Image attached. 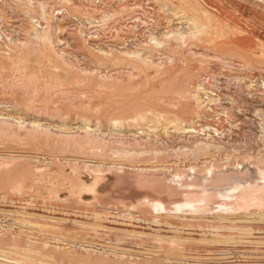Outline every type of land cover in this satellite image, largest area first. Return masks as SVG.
I'll list each match as a JSON object with an SVG mask.
<instances>
[{"label": "rangeland", "instance_id": "374dc122", "mask_svg": "<svg viewBox=\"0 0 264 264\" xmlns=\"http://www.w3.org/2000/svg\"><path fill=\"white\" fill-rule=\"evenodd\" d=\"M42 1L49 16L58 9L67 14L54 18L62 36L56 46L65 50L66 59L89 66L92 72L98 66L111 70L114 76L102 78L99 73L71 69L49 46H41L42 54L33 51L39 42L31 30L43 29L36 18L16 7V1L0 7V109L7 113L0 117L37 118L52 125L68 122L72 131L77 130L74 139L63 141L55 133L49 142L27 130L0 133V258L27 264H264V207L257 208L264 205V175L249 179L258 164L255 156L264 157V0ZM70 25L74 28L68 31ZM183 26L191 27L197 37L169 39L154 52L153 58L160 60L154 66L131 63L120 54L112 59L88 44L123 48L132 42L133 49L143 50L145 37ZM20 40L31 41L30 47ZM33 76L52 94L32 99L8 88L17 77L26 81ZM65 94L87 103L77 108ZM91 102L95 107L88 106ZM55 107L69 114H53ZM222 119L229 120L224 134L212 137L209 122ZM179 123L189 131H179ZM84 124L95 129L94 141L82 138L79 125ZM150 125L157 130L167 126L170 132L153 138L160 149L142 140L129 151L110 136L112 128L138 136ZM194 128L199 131L196 137ZM206 139L210 149L196 155L198 143ZM124 149L130 153L121 155ZM68 158L81 163H70ZM99 162L107 166L97 169ZM211 162L218 169H248L241 176L219 179L223 197L216 193L210 199L222 204L227 200L221 211L206 204L207 208L200 205L183 212L162 206L124 208V197L136 191L153 192L160 205L175 202L182 189L174 172L185 175L198 168L203 174ZM113 163L168 168L159 182L137 177L118 180L104 172ZM249 164L252 169L246 167ZM93 169L98 171L101 195L87 188L95 182ZM198 182H188L191 192L211 186ZM113 197L118 201L110 200ZM95 216L106 218L104 225Z\"/></svg>", "mask_w": 264, "mask_h": 264}, {"label": "bare ground", "instance_id": "6f19581e", "mask_svg": "<svg viewBox=\"0 0 264 264\" xmlns=\"http://www.w3.org/2000/svg\"><path fill=\"white\" fill-rule=\"evenodd\" d=\"M12 1H16V7H18L19 9L23 8V10L25 12H27V14L29 15V17H32L33 19L36 18V22H38L39 26L41 28H43L42 30H39V29H32L31 30V33L32 35H34L35 38H33L35 41L37 40V42L39 43H36L38 45V47H33V51H38L42 54V47L43 46H49L51 48V50L55 53V55L64 61V63L67 62V64L69 65V67L71 69H74L76 71H83L85 72L87 75H93L95 76V73H99L100 77L102 78H106V77H112L114 76L113 74H111V70H107V69H101V67H97L93 72L90 71L88 69V67H80L76 62H74L73 60H69V59H66L65 57V50L64 49H59L57 48L56 46V43L60 45V42L62 41L61 38V30H60V26L59 24H55V19H58L60 17H66L67 14L64 12V11H61L60 9H58V12L55 13V15H53V12L55 10H53V12L50 13V16L48 15L49 13H47V10L45 7L46 4L41 0L39 2H37V0H0V7H2V10L5 9V6H9V5H13V2ZM164 5V4H163ZM23 11V12H24ZM205 11V10H204ZM22 12V13H23ZM208 12V11H207ZM2 13V12H1ZM34 13H37L36 15ZM26 14V13H25ZM52 14V15H51ZM26 17V16H25ZM31 18V20H32ZM55 18V19H54ZM44 20L47 21V24L45 26L44 25ZM162 20V19H161ZM160 21V20H159ZM64 24V23H63ZM205 25V24H204ZM34 27V26H33ZM78 27V26H77ZM76 27V28H77ZM36 28V27H35ZM65 28V27H64ZM71 28H74L73 25H70L68 26V31L69 29ZM180 28V27H179ZM201 28V27H200ZM238 28V27H237ZM66 30V28H65ZM173 30V29H172ZM171 32H164V34L160 35V34H154L150 35V37H145L146 41H148L145 46H144V49L143 50H139V49H133L132 47V42H129L127 45V47H123V48H120L118 47V45L116 44H94L92 42H88V44L90 45V47H94V49L104 55V56H107L109 58L112 57L115 58L116 55L120 54L122 55L123 59H126L128 61H130L131 63H142V64H145L147 66H154L155 64H158L160 62H156V58H153V56L155 55L154 52L156 51V49L160 46H163L169 39H174V40H184V41H190L191 39H193L194 37H197L198 34H196L195 31H191V27L187 26V27H181L180 29H177L176 31H172ZM254 30V29H253ZM82 31V30H81ZM189 31V32H188ZM67 32V31H66ZM256 33V32H255ZM86 34V33H85ZM148 34V33H147ZM3 36V37H2ZM1 38H4V35L2 34ZM148 36V35H147ZM172 40V41H174ZM23 42L24 46L26 47H30V42L29 41H23V40H20V42ZM170 41V40H169ZM17 42V41H16ZM16 42L13 41V43L15 44L14 46L17 47L19 46ZM21 44V43H20ZM1 45V44H0ZM5 45V44H3ZM2 45V46H3ZM7 45V44H6ZM193 45V44H192ZM42 46V47H41ZM9 47H12V45L10 44ZM14 48V47H13ZM12 48V49H13ZM257 48V47H256ZM1 49L3 50V48H0V52H1ZM7 49V48H5ZM4 49V50H5ZM11 49V48H10ZM17 49V48H16ZM16 49H13V50H16ZM19 49L21 50L22 48L19 47ZM9 50V49H8ZM12 50V51H13ZM44 51V50H43ZM47 51V50H46ZM49 51V50H48ZM257 51V50H256ZM11 52V51H9ZM14 53V52H13ZM25 53V52H24ZM34 54V53H33ZM49 54V53H48ZM10 55V54H9ZM2 56V55H1ZM11 56V55H10ZM21 56V55H20ZM26 56V55H25ZM36 56V55H35ZM44 56V55H43ZM206 56V54H205ZM7 57V56H6ZM19 57V56H18ZM23 57V56H22ZM39 57V56H38ZM50 57V55H49ZM4 58V57H3ZM25 58V57H24ZM13 59V58H12ZM11 59V61H12ZM49 59V58H47ZM7 60V58H6ZM10 60V59H9ZM22 60V59H21ZM15 61V60H14ZM13 62V61H12ZM21 62V61H20ZM19 62V63H20ZM170 62V61H169ZM11 63V62H10ZM14 63V62H13ZM50 63V62H49ZM92 65V63H91ZM160 65V64H159ZM95 67V66H94ZM12 68H15V67H12ZM92 68V67H91ZM153 68V67H152ZM13 71V70H12ZM160 71V70H159ZM20 72V71H19ZM1 74V72H0ZM23 75V74H22ZM116 75V74H115ZM15 76V75H14ZM27 76H30V75H27ZM92 76V77H93ZM123 77V76H122ZM130 77V76H129ZM19 78H20V75H19ZM25 78V77H24ZM25 80V79H23ZM9 81V80H8ZM209 83V82H207ZM51 84V83H50ZM158 84V83H157ZM8 85V84H7ZM53 85V84H52ZM85 85V84H84ZM205 85V84H204ZM5 85H3L4 87ZM209 86V85H208ZM207 86V87H208ZM48 85H45V83H43L42 81H40L37 77L35 78L34 76L32 77V79H29V80H26V81H20L18 80V77H17V80L13 81V83H10V85L8 86V88L10 89V91L15 94V93H18V94H21L23 97L26 96L28 98H32V99H35L36 97L38 98V95H45V94H49L52 92H49L50 90H48ZM53 87V86H52ZM210 87V86H209ZM203 89V88H202ZM209 89V88H208ZM150 90V88H149ZM3 91V90H2ZM7 91V90H6ZM5 91V92H6ZM9 91V90H8ZM17 94V95H18ZM158 94V93H157ZM16 95V94H15ZM60 95V94H59ZM67 95L68 97V100H74V104L75 107L77 108H84L85 106V103H87L86 100H81L79 99L78 97L71 95V94H65ZM17 97V96H16ZM178 97V96H177ZM36 98V99H37ZM43 98V97H42ZM82 98H85V97H82ZM47 100L44 98V101ZM67 100V101H68ZM69 100V101H70ZM219 100V99H218ZM50 101V100H49ZM192 101V100H191ZM216 101V100H215ZM42 102V101H41ZM89 102V101H88ZM199 102V101H198ZM72 103V102H71ZM168 103V102H167ZM172 104V103H171ZM175 104V103H174ZM16 105V103H15ZM18 105V104H17ZM20 105V104H19ZM88 105V104H87ZM178 105V104H177ZM176 105V106H177ZM14 106V105H13ZM88 106H92V107H95V103H92L91 102V105H88ZM20 107V106H19ZM54 106H52L51 108L53 109ZM24 107H22L23 109ZM30 108V107H29ZM31 109V108H30ZM24 110V109H23ZM33 110V109H32ZM44 112H47L48 109L46 107H43L42 109ZM231 110V109H230ZM229 110V111H230ZM42 111V113H43ZM67 111V110H66ZM64 111L62 108L60 107H55V112L53 114H69L68 112ZM69 111V110H68ZM228 111V110H227ZM24 112V111H23ZM34 112H36L34 110ZM96 112H98V110L96 109ZM206 112V111H205ZM41 113V112H40ZM1 114H6L7 113H3L2 112V109H0V115ZM15 114V113H14ZM18 114V112H17ZM45 114V113H44ZM47 114V113H46ZM49 114H52L51 112H49ZM180 115V114H179ZM64 116V115H63ZM173 118V117H172ZM182 118V117H181ZM189 121L188 118H185ZM163 121V120H162ZM227 121L229 120H226V119H222L221 121H216V122H209L211 125H213V130H210L211 134H212V137H216V138H221L222 134H224V127L227 125ZM190 122V121H189ZM52 123V122H51ZM51 123H42L41 121H39V119L35 118L33 120H26L25 118H22V117H17L16 115L15 116H12V115H9V116H6V117H0V133L1 132H7L8 134H14L16 131H20V130H27L28 133H31V134H35L36 137L37 135H39L40 137V140L43 142V141H50V136L54 137V134H58L60 135V137L58 136L59 139L63 140V141H66L67 139H71L74 137H76V131H72L71 128H70V123L68 122H61L60 121V124L58 125H52ZM82 124V123H81ZM180 124V123H179ZM97 126V125H96ZM155 126V125H154ZM152 125L149 126L148 129H141L139 130V135L138 136H131L130 134H120L123 132L122 129H114L112 128V132H111V137L113 139H116L118 140L119 144H123V145H127L128 148H129V151L131 150V148L134 146V147H138L140 146V141L142 140H148L149 141V144L150 146H152V148L154 149H157L159 148L160 149V146L157 147V145L153 144L155 143V140L153 139L154 137L156 136H163L165 134H168L170 133L168 130H166V127L165 126H162L160 129L158 128V130ZM78 127V126H77ZM14 128H17V130H14ZM99 128V127H98ZM101 128V127H100ZM186 128V124H180V127H179V131H182L183 133L185 131H189ZM79 129L81 130H84V133H83V136L82 138L86 139V140H89V141H94L93 139L96 138V134H94L95 132V129L93 131V129H90V126L88 124H84L83 126H80L79 125ZM75 130V129H74ZM80 131V130H79ZM102 131V130H101ZM175 131V130H174ZM213 131V132H212ZM103 132V131H102ZM181 132V133H182ZM194 132V134H193ZM191 134H193L194 136L193 137H196L198 134H199V131H196V128H194V131H193ZM78 133H81V132H78ZM18 134V133H17ZM30 134V135H31ZM94 134V135H92ZM98 134V132H97ZM101 134V133H99ZM188 134V133H187ZM190 134V133H189ZM27 135V134H26ZM34 135V136H35ZM91 135V136H90ZM98 136V135H97ZM100 136V135H99ZM16 137V136H15ZM33 137V136H32ZM116 137V138H115ZM78 138V137H77ZM81 138V137H80ZM102 138V137H101ZM53 139V138H52ZM105 139V138H103ZM111 139V140H113ZM100 140V139H99ZM108 140V139H107ZM116 140V141H117ZM158 140V139H156ZM59 141V140H58ZM75 141V140H74ZM98 141V140H97ZM159 142V141H158ZM157 142V144H158ZM77 143V142H76ZM85 143V142H84ZM148 143V142H147ZM71 144V143H70ZM105 144V143H104ZM107 144V143H106ZM143 144V143H142ZM145 144V142H144ZM210 146H211V142L209 139H206V140H203L201 141L200 143H198V146H197V153L196 155L198 154V152H207L209 149H210ZM102 147V146H101ZM76 149V148H75ZM105 149V148H104ZM118 149V148H117ZM132 149H136V148H132ZM138 149V148H137ZM77 150V149H76ZM113 150V149H112ZM125 150V149H124ZM110 151V150H109ZM118 151V150H117ZM120 151V150H119ZM133 151V150H132ZM136 152V151H134ZM161 152V151H160ZM195 153V151H193ZM111 153H114L116 154L117 156L119 155L118 152L116 151H111ZM121 155H128V153L130 152H120ZM158 153V152H157ZM162 153V152H161ZM113 154V155H114ZM182 155V154H181ZM258 155V154H257ZM168 156V155H167ZM263 156V155H262ZM121 157V156H120ZM251 157V156H250ZM256 157V160L258 162L257 167L255 166L253 169L255 172H253V170L250 172L251 175H249V179L250 177L252 176V179H261V177L263 176H260L261 174L264 175V157ZM66 161H69L70 163L72 161H74V164H78V163H81L79 159H74L73 158H68ZM89 161V160H88ZM73 163V162H72ZM212 163V162H211ZM216 163V162H215ZM96 164V163H95ZM88 166H90V164H87ZM163 165V164H162ZM160 164V166L157 167V165H143L139 168H136V167H132L131 165L130 166H125V163H122V164H112V165H109L106 170L104 172H106L107 174L108 173H111L114 175L115 178H117L118 180H125V178H130V177H137V178H141V179H147V180H150L151 182H153L154 180H158V179H161L165 176V172L167 171V168L165 166H162ZM211 168H209V170L203 174H199L200 173V170L197 168V169H194V168H190L186 171V174L185 175H182L178 172V170H176L174 173L176 175H178V188L179 189H182V192H178V195H176V198H175V202H172V203H165L166 205H160L157 201V198H156V195L152 194V193H149L147 191H136L133 195L129 196V197H124L125 199H123V202H124V208L126 209H129V208H138V209H147V208H154V209H157L159 207H166V208H172L170 209L169 211H172V212H178V211H187V210H191V208H194V207H198L200 205L202 206H205L204 204H206V206L210 207H216V208H226V207H223L224 204L226 203V199L225 197L223 198L224 199V204H222V202L219 203L216 202L214 199L213 201L210 199L212 196V194H221L222 195V189H224L223 186H220V182H219V179H222V178H225L226 176H233L235 175V177L237 176H241L240 174H243V173H246L245 170L248 171V169H244L243 168H238V166L236 168H223V169H218L216 167V165H213V163L211 164ZM248 165V163H247ZM250 166H246V167H251L253 165L249 164ZM107 165L103 162H99L98 164H96V168L97 169H100L101 167L105 168ZM228 166V165H227ZM226 166V167H227ZM131 167V168H129ZM175 167V166H174ZM242 167V166H241ZM95 168V165L94 167ZM95 168V169H96ZM257 168V169H255ZM96 169V170H97ZM131 169V170H130ZM175 169V168H174ZM252 169V167H251ZM250 169V170H251ZM94 170V169H93ZM101 170V169H100ZM171 170V169H169ZM102 171V172H103ZM96 171L94 170V173ZM98 172V171H97ZM96 172V173H97ZM103 172V173H104ZM170 172V171H169ZM181 172V171H180ZM95 173L96 177H95V182L90 185L88 190H92L96 193H100V188H99V185H98V176L97 174ZM168 173V172H167ZM173 177H174V173L171 172ZM202 173V172H201ZM105 174V173H104ZM257 176H256V175ZM246 175V174H244ZM171 176V175H170ZM102 177V176H101ZM246 177V176H245ZM176 178V176H175ZM131 179V178H130ZM172 179V177H171ZM201 182H205L207 185H211L209 186L208 188H206L205 191H194V192H191L192 190L190 188V186H188V182L190 181H193V180H196ZM248 179V180H249ZM162 181V180H161ZM156 182V181H155ZM159 182V180H158ZM186 182V183H185ZM198 182V183H199ZM223 182V181H222ZM83 183V182H82ZM184 183V184H182ZM154 184V183H153ZM152 184V186H153ZM156 184V183H155ZM159 184V183H158ZM162 184V183H161ZM166 184V183H165ZM200 184V183H199ZM223 184V183H222ZM142 185V184H141ZM226 185V184H225ZM86 186V185H85ZM138 186V185H137ZM150 186V185H149ZM151 186V187H152ZM124 187V186H123ZM132 187V186H131ZM156 187V186H155ZM151 189V188H150ZM155 189V188H153ZM136 190V189H135ZM138 190V189H137ZM169 190V189H168ZM155 191V190H154ZM161 191H162V188H161ZM175 191V190H174ZM173 191V192H174ZM212 191V192H211ZM158 192V191H157ZM169 192V191H168ZM171 192V191H170ZM210 192V193H209ZM95 193V194H96ZM93 194V192H92ZM98 194V195H99ZM157 194V193H156ZM161 194V193H159ZM177 194V192H176ZM162 195V194H161ZM94 196V195H93ZM117 196V195H116ZM163 196V195H162ZM220 195H218L217 197L219 198ZM228 196V195H227ZM230 196V195H229ZM228 196V197H229ZM234 196V195H233ZM223 197V195H222ZM235 197V196H234ZM118 198V196H117ZM116 197H113L111 198L110 200H116L117 199ZM120 198V197H119ZM174 198V197H173ZM240 198V197H239ZM237 198V199H239ZM122 199V198H121ZM221 199V198H220ZM230 200V199H228ZM248 200V199H247ZM118 201V199H117ZM215 201V202H214ZM223 201V200H222ZM244 201V200H243ZM230 202V201H229ZM231 202H234V201H231ZM216 203V204H215ZM235 203V202H234ZM237 204V203H235ZM248 204V203H247ZM250 204V203H249ZM123 205V204H122ZM205 206V207H206ZM218 206V207H217ZM228 206V205H227ZM242 206V205H241ZM241 206H239V204H237V206H235V208H241ZM145 207V208H144ZM201 207V206H200ZM262 208L264 207V205H259L257 206V208ZM163 208V209H164ZM207 208V207H206ZM247 208H251V207H247ZM246 208V209H247ZM198 209V208H197ZM201 209V208H200ZM203 210H205L204 208H202ZM161 210V209H160ZM159 210V211H160ZM174 210V211H173ZM213 209H211L212 211ZM220 210V209H219ZM225 210V209H224ZM227 210V209H226ZM163 211V210H162ZM166 211V210H165ZM207 211V210H206ZM216 211V209L214 210ZM221 211V210H220ZM219 211V212H220ZM171 212V213H172ZM180 212V213H181ZM217 212V211H216ZM207 213V212H206ZM108 216V215H107ZM95 219H97L98 221H101L99 222L98 224L99 225H104L103 224V220H105L106 218L104 217H100V216H95L94 217ZM61 239V238H59ZM65 240V239H64ZM67 240V239H66ZM18 253V252H16ZM140 255V254H139ZM0 264H27V262L25 260H11V259H6V257L4 259H1L0 258Z\"/></svg>", "mask_w": 264, "mask_h": 264}]
</instances>
